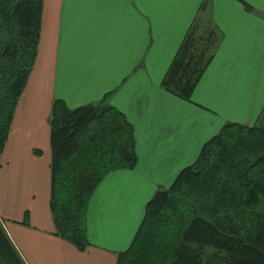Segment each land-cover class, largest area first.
Returning a JSON list of instances; mask_svg holds the SVG:
<instances>
[{"label":"crops","instance_id":"obj_1","mask_svg":"<svg viewBox=\"0 0 264 264\" xmlns=\"http://www.w3.org/2000/svg\"><path fill=\"white\" fill-rule=\"evenodd\" d=\"M193 27L215 42L185 100L163 80ZM104 97L133 126L137 164L93 191L80 251L56 234L50 119L57 99L76 108ZM228 123L264 128V0H43L37 58L0 157L5 229L26 264H116L156 191Z\"/></svg>","mask_w":264,"mask_h":264},{"label":"trees","instance_id":"obj_2","mask_svg":"<svg viewBox=\"0 0 264 264\" xmlns=\"http://www.w3.org/2000/svg\"><path fill=\"white\" fill-rule=\"evenodd\" d=\"M42 9L43 0H0V157L37 58ZM195 32L187 33L163 80L185 100L215 42ZM106 98L76 108L57 99L50 119L56 234L80 251L90 245L93 191L109 172L137 164L133 126ZM0 264H26L1 217ZM116 264H264V128L228 123L209 139L194 163L156 191Z\"/></svg>","mask_w":264,"mask_h":264}]
</instances>
